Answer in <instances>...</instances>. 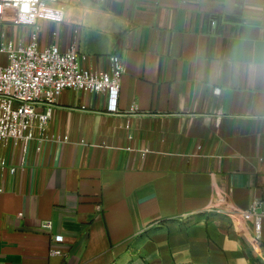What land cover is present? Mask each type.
I'll list each match as a JSON object with an SVG mask.
<instances>
[{"label": "crops", "instance_id": "0c3cea01", "mask_svg": "<svg viewBox=\"0 0 264 264\" xmlns=\"http://www.w3.org/2000/svg\"><path fill=\"white\" fill-rule=\"evenodd\" d=\"M59 2L62 21L0 32L77 41L95 69L118 54L119 113L65 90L49 132L68 142L0 150V264H264L246 214L264 199V0Z\"/></svg>", "mask_w": 264, "mask_h": 264}, {"label": "built area", "instance_id": "2783aa9c", "mask_svg": "<svg viewBox=\"0 0 264 264\" xmlns=\"http://www.w3.org/2000/svg\"><path fill=\"white\" fill-rule=\"evenodd\" d=\"M64 11L65 5L59 0H0V24L7 22L38 29L39 19L62 21ZM1 53L7 62L0 63V150L13 144L24 156L32 144L38 151L45 142H68V136L49 132L58 98L65 90L105 94L106 111L119 113L118 101L126 69L118 54L109 57L108 69H95L84 66L89 57L80 52L77 41L61 50L57 45L41 47L36 33L28 42L16 43L7 39L5 31L0 32ZM215 91L221 92L219 88ZM138 109L134 105L131 112ZM0 166L9 167L6 158L0 157ZM9 169L11 173L16 171L13 166ZM246 214L253 218L254 240L261 241L264 199H255ZM40 228L51 233L52 220L41 221ZM63 243V235L53 234L50 256H64Z\"/></svg>", "mask_w": 264, "mask_h": 264}]
</instances>
